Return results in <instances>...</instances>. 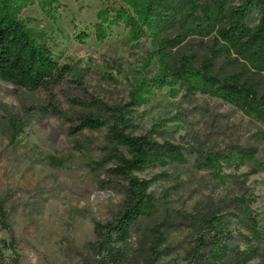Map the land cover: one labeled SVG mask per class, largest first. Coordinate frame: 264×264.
I'll list each match as a JSON object with an SVG mask.
<instances>
[{"label":"rangeland","instance_id":"374dc122","mask_svg":"<svg viewBox=\"0 0 264 264\" xmlns=\"http://www.w3.org/2000/svg\"><path fill=\"white\" fill-rule=\"evenodd\" d=\"M11 7L68 74L36 91L0 79V201L8 226L0 223V264H97L94 228L114 219L122 189L108 182L110 165H98L114 150L113 121L83 106L94 100L124 108L129 134L180 147L187 160L138 175L150 182L156 213L134 229L120 264H190L200 231L195 218L214 213L231 237L218 240L246 249L237 235L249 232L232 206L242 196L264 231L263 124L221 99L173 86L153 35H135L125 23L130 15L143 26L141 0H11ZM210 46V39L190 40L176 51L202 60ZM80 114L104 120L105 128L71 135ZM240 149L255 150L257 164L221 173L198 167L208 156ZM156 231L165 240L158 259ZM256 245L259 255L249 264H264V240Z\"/></svg>","mask_w":264,"mask_h":264},{"label":"trees","instance_id":"16d2710c","mask_svg":"<svg viewBox=\"0 0 264 264\" xmlns=\"http://www.w3.org/2000/svg\"><path fill=\"white\" fill-rule=\"evenodd\" d=\"M141 4L143 26L130 15L125 23L135 35L147 32L153 35L161 68L173 86L187 96L202 93L221 99L264 126V92L259 91L264 86V0H141ZM254 13L258 16L256 26H252ZM205 39H210L211 46L209 55L202 60L194 54L176 51L190 40ZM67 74V68L55 60L50 48L33 38L17 21L11 0H0V79L36 91L60 85ZM83 106L106 113L113 121L109 139L114 150L98 165H110L108 182L119 184L122 189L120 209L113 220L95 225L97 240L92 252L97 264H120L122 247L131 239L134 229L156 213L150 182L138 175L157 167L183 165L187 160L180 147L161 144L149 136L129 134L124 108H111L95 100ZM75 120L77 125L70 132L74 136L84 131L98 132L106 126L104 120L87 114L76 115ZM261 138L264 140V134ZM255 161V150L240 149L234 155L208 156L198 167L221 173L224 169L240 170L257 164ZM251 205L245 196L232 202L249 232L237 235L246 246L244 250L232 249L218 240L227 236L223 229L225 218L219 213L195 218L200 231L189 253L190 264L254 261L259 255L256 243L264 240V231L253 217ZM0 223L8 229L1 201ZM156 233L159 241L153 252L158 259L161 252L157 253V248L165 240L159 231ZM2 264L19 262L16 259L8 263L3 259Z\"/></svg>","mask_w":264,"mask_h":264}]
</instances>
